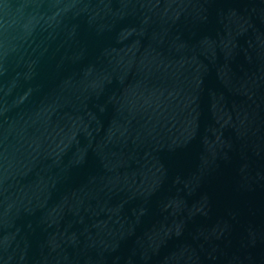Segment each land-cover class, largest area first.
<instances>
[{
  "label": "water",
  "instance_id": "obj_1",
  "mask_svg": "<svg viewBox=\"0 0 264 264\" xmlns=\"http://www.w3.org/2000/svg\"><path fill=\"white\" fill-rule=\"evenodd\" d=\"M0 264H264V0H0Z\"/></svg>",
  "mask_w": 264,
  "mask_h": 264
}]
</instances>
